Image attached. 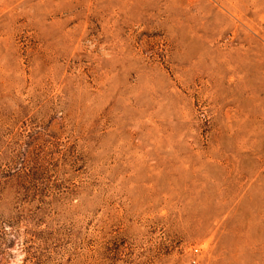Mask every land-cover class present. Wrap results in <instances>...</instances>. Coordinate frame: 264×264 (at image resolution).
Here are the masks:
<instances>
[{"label": "rangeland", "instance_id": "obj_1", "mask_svg": "<svg viewBox=\"0 0 264 264\" xmlns=\"http://www.w3.org/2000/svg\"><path fill=\"white\" fill-rule=\"evenodd\" d=\"M0 264H264V0H0Z\"/></svg>", "mask_w": 264, "mask_h": 264}]
</instances>
